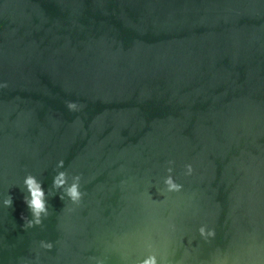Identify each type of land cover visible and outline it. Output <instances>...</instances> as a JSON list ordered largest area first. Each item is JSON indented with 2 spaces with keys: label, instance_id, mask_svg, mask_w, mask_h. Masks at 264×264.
<instances>
[{
  "label": "water",
  "instance_id": "water-1",
  "mask_svg": "<svg viewBox=\"0 0 264 264\" xmlns=\"http://www.w3.org/2000/svg\"><path fill=\"white\" fill-rule=\"evenodd\" d=\"M0 83V264H264V0H0Z\"/></svg>",
  "mask_w": 264,
  "mask_h": 264
},
{
  "label": "clouds",
  "instance_id": "clouds-1",
  "mask_svg": "<svg viewBox=\"0 0 264 264\" xmlns=\"http://www.w3.org/2000/svg\"><path fill=\"white\" fill-rule=\"evenodd\" d=\"M0 87H7L6 83H0ZM65 106L69 112H78L81 109V105H79L75 101H66ZM168 167L166 169L167 175L163 178V189L161 190V195L163 193H173V192H181L183 190V185L175 182L173 177V164L174 161L169 160ZM64 168V161L60 160L56 164L57 171L55 175L52 177V193H56L55 196L65 203L66 208L68 205L79 206L80 202L85 195L81 189V176L80 175H72L66 171L60 170ZM186 177L191 176L193 174V166L188 163L184 165V173ZM23 191L26 195L23 196L22 202L27 207L30 213V219L21 215V220L23 221L22 229L27 231L29 229L40 227L43 219H46L49 215L48 207L46 203V194L42 187V184L37 180V178L31 174H27L24 176L22 181ZM13 204L11 196L0 201V206L3 208H11ZM71 210V209H69ZM197 232L199 236L204 239L206 242L215 237V231L212 228H209L207 225L202 224ZM53 248V244L51 242H45L43 240L39 241L38 249L44 252H49ZM39 251L36 253V264H39ZM100 264V262H98ZM138 264H162L161 261L158 260L155 253L149 251V253L141 259Z\"/></svg>",
  "mask_w": 264,
  "mask_h": 264
}]
</instances>
